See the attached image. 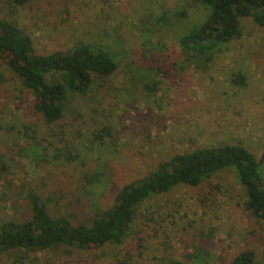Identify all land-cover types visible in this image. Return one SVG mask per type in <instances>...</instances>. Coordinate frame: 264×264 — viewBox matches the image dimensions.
Returning <instances> with one entry per match:
<instances>
[{"label": "rangeland", "instance_id": "rangeland-1", "mask_svg": "<svg viewBox=\"0 0 264 264\" xmlns=\"http://www.w3.org/2000/svg\"><path fill=\"white\" fill-rule=\"evenodd\" d=\"M208 14L198 0H0V18L37 54L85 43L119 65L85 94L69 93L62 119L48 123L0 55V224L31 218L32 194L54 217L90 224L124 185L207 146L243 144L263 160L264 181V28L242 18L241 36L205 64L180 38ZM246 201L226 169L140 204L119 245L0 251V264H231L246 249L264 264V221Z\"/></svg>", "mask_w": 264, "mask_h": 264}, {"label": "trees", "instance_id": "trees-1", "mask_svg": "<svg viewBox=\"0 0 264 264\" xmlns=\"http://www.w3.org/2000/svg\"><path fill=\"white\" fill-rule=\"evenodd\" d=\"M24 6L31 0H11ZM209 9L206 19L180 38L182 49L210 63L219 48L241 36L240 20L252 18L264 28V0H198ZM182 15H186L185 12ZM0 55L22 84L37 97L36 109L48 123L62 119L69 93L85 94L93 76L108 77L118 69L115 54L105 48L79 43L68 51L37 54L32 38L15 23L0 18ZM26 130H30L26 127ZM110 135L109 129L105 128ZM263 160L241 143L198 148L162 161L148 175L122 187L115 203L96 212L90 224H74L68 217H54L46 204L30 195L32 216L0 224V251L40 252L58 246L90 249L119 245L127 237L137 207L149 198L169 193L181 185L196 187L213 174L233 169L246 193V208L264 221ZM168 264H185L173 260ZM231 264H256V252L246 249Z\"/></svg>", "mask_w": 264, "mask_h": 264}]
</instances>
